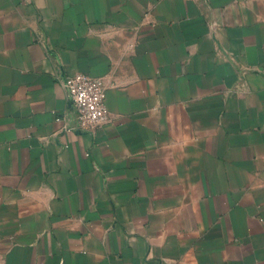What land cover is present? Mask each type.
I'll return each mask as SVG.
<instances>
[{"label":"crops","instance_id":"1","mask_svg":"<svg viewBox=\"0 0 264 264\" xmlns=\"http://www.w3.org/2000/svg\"><path fill=\"white\" fill-rule=\"evenodd\" d=\"M0 264H264V0H0Z\"/></svg>","mask_w":264,"mask_h":264},{"label":"built area","instance_id":"2","mask_svg":"<svg viewBox=\"0 0 264 264\" xmlns=\"http://www.w3.org/2000/svg\"><path fill=\"white\" fill-rule=\"evenodd\" d=\"M78 123L88 131L109 123L112 115L106 104V87L101 77L85 73L68 75L64 80Z\"/></svg>","mask_w":264,"mask_h":264}]
</instances>
